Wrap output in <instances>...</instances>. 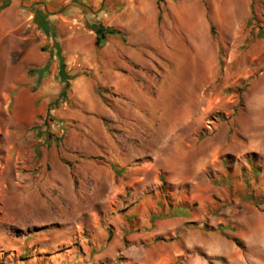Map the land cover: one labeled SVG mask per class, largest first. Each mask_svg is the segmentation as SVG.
Here are the masks:
<instances>
[{"label": "rangeland", "instance_id": "1", "mask_svg": "<svg viewBox=\"0 0 264 264\" xmlns=\"http://www.w3.org/2000/svg\"><path fill=\"white\" fill-rule=\"evenodd\" d=\"M81 2L0 10V264H264V0Z\"/></svg>", "mask_w": 264, "mask_h": 264}, {"label": "trees", "instance_id": "2", "mask_svg": "<svg viewBox=\"0 0 264 264\" xmlns=\"http://www.w3.org/2000/svg\"><path fill=\"white\" fill-rule=\"evenodd\" d=\"M74 2L77 3L78 0H74ZM156 2L158 7H160L161 0H156ZM103 3L104 0H101L98 9L93 10L90 6H87L85 2H81V4L83 5L82 7H85L83 8L84 13H90L94 15V18L91 21L85 19L84 24L87 29L91 30L94 33L93 44L96 49H101L108 41L109 37L120 36V38L124 39V33L120 28L105 25L103 22L97 19V15L101 7L103 6ZM9 4L10 0H2L0 3V10L7 7ZM39 4L42 5V8H40ZM21 9L33 14L32 21L35 24L36 32L48 35L52 39L51 48L48 49L45 46H42L40 48L42 51L49 52V57L47 58L46 62L40 67L28 69L29 73H37L39 76H44L48 72V68L52 62V59L55 58L57 61V77L61 83V89L58 98L49 103L48 111L46 114L47 116H49L50 109L58 106L61 101H67L70 88V80L73 79L74 76L66 70L65 58L62 53L61 44L58 40L57 29L54 25V20L50 18L51 15L55 13L50 12L47 9L46 5L41 1L35 2L28 7L21 6ZM63 12V10L60 11V13ZM98 90L99 92L101 91L100 88H98ZM49 119L53 120V118L50 116ZM160 180L161 189H163V186L166 185V181L163 175L160 176ZM260 202H264V198H262ZM231 239L238 247H242V243L237 238L233 237Z\"/></svg>", "mask_w": 264, "mask_h": 264}, {"label": "crops", "instance_id": "3", "mask_svg": "<svg viewBox=\"0 0 264 264\" xmlns=\"http://www.w3.org/2000/svg\"><path fill=\"white\" fill-rule=\"evenodd\" d=\"M173 8H175L174 9V11L176 10V8L177 7H175V6H173ZM161 9V5H160V7H158V5H157V10L159 11ZM184 9V11L185 12H187L189 15H190V11H188V10H185V8H183ZM180 12L178 13V11L177 12H175V15H176V17H179L180 15ZM191 15L192 16H194V14H192L191 13ZM108 42V41H107ZM106 42V43H107ZM105 43V44H106ZM105 44H104V46H105ZM102 49H103V47H102ZM115 77H116V84L114 83V85H115V87H116V89H118V90H123V84H124V80H125V82H126V86H127V88L130 86L131 88L133 87L134 88V86H135V83H134V81L132 80V81H129V79H126L122 74H116L115 75ZM253 214L254 215H257L258 217L259 216H261L260 218L262 219V215H264V209H262V202H261V204H259L258 203V205H256L255 204V209H254V211H253ZM241 216V215H240Z\"/></svg>", "mask_w": 264, "mask_h": 264}]
</instances>
